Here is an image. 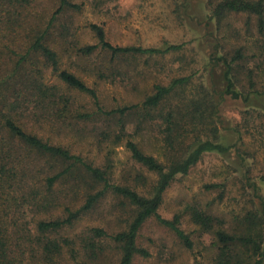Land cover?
Segmentation results:
<instances>
[{"label":"rangeland","instance_id":"1","mask_svg":"<svg viewBox=\"0 0 264 264\" xmlns=\"http://www.w3.org/2000/svg\"><path fill=\"white\" fill-rule=\"evenodd\" d=\"M68 1L71 5L61 7V0H0L2 68H9L18 53H25L34 38L46 32L43 42L57 54L58 69L74 73L93 88L98 104L106 111L141 103L155 85L187 79L157 107L130 110L123 116L105 115L97 112L91 96L67 88L56 70L30 50L21 75L38 71L46 85L55 86L57 96L69 97L70 112L58 118L52 111L55 107L46 102L36 107L20 99L14 106L19 107L14 111L19 123L99 167L111 184L130 187L142 195L151 192L157 176L133 161L124 146L126 138L159 161L163 156H182L197 139L223 146L221 152L204 153L187 174L177 175L158 208L166 219L179 217V227L191 246L186 247L171 229L151 217L136 238L137 246L148 256L137 254L132 261L217 264L214 230L254 233L261 229L260 221L264 222L260 212L264 201V27L259 29L254 14L225 11L218 15L215 7L222 0ZM91 24L101 27L114 46L165 48L177 44L180 48L152 55L115 56L97 48L90 56H81L80 47L97 43ZM0 74L6 73L1 70ZM228 84L238 97L227 93ZM172 110L176 123L168 127ZM41 164L44 175L66 166L62 161ZM36 187V200L25 197L22 190L11 192L6 222H13L9 226L11 249L20 264H118L119 246L110 239L94 257L83 243L74 240L91 227L108 234L126 229L135 214L126 199L103 191V183L79 166L59 179L46 199L41 182ZM101 191L73 226L43 236L60 245L59 251H44L37 240L41 236L36 223L64 218L66 207L80 209L88 194ZM194 211L217 219L210 232H202L193 221ZM246 218L257 224H249ZM233 252L241 254L240 247Z\"/></svg>","mask_w":264,"mask_h":264},{"label":"trees","instance_id":"2","mask_svg":"<svg viewBox=\"0 0 264 264\" xmlns=\"http://www.w3.org/2000/svg\"><path fill=\"white\" fill-rule=\"evenodd\" d=\"M63 5L71 4L68 0H61L60 6ZM215 10L218 15L225 11L254 14L257 16L259 29L261 30L264 27V0H222L216 5ZM90 27L95 32L97 43L80 47L78 52L81 56H90L97 48L109 51L113 56L119 54L152 55L180 48V45L177 44H169L165 48L114 46L106 40L101 27L95 24H91ZM45 33H39L25 53H18V59L11 62L9 68H2L0 64V71L3 70L6 73L0 74V264H20L21 261L16 259L11 249L9 226H12L13 222L11 225L6 222L8 211L11 208V192H16V189L22 190L25 197L36 200L39 195L36 185L41 182L43 187L42 197L46 199L57 181L65 175H69L75 166H79L84 172H87L93 180L102 182L103 191H110L126 199L130 206L134 208L135 213L127 228L122 231L108 234L101 228L91 227L87 232L77 235L74 241H78L79 244L80 242L83 243L91 257L99 255L103 249V242L108 239L119 246L118 264H133V258L137 254L143 257L148 256L146 250L137 246L136 238L142 224L151 217L171 229L186 247H190L191 241L188 235L179 227V217L174 216L171 219H166L158 213V208L162 203L164 192L177 175L187 174L204 153L221 152L224 150L223 146L211 140L197 139L187 146L182 156L178 158L163 156L164 160L159 161L153 155L144 153L138 144L130 138H126L124 146L129 151L133 161L157 176L151 192L148 195H142L130 187L111 184L106 177V172L99 167L93 166L68 148L51 144L48 140L29 132L19 123L15 114L17 112H14L19 108H14V106L20 99H22L21 103L29 104L33 102L36 107L46 102L51 108L55 107L52 111L58 118H63L70 112L69 97L65 94L57 96L55 86L46 85L42 75H37L38 71L33 73L35 71L32 69L26 76L21 75V71L26 68L24 65L27 63L26 57L29 55L30 50L40 54L56 70L57 77L67 88L91 96L96 102L97 112L105 115L116 113L123 116L130 110L141 111L147 107H157L175 86L183 83L187 78L175 79L168 86L155 85L154 91L139 104L106 111L98 104V98L93 88L86 85L74 73L66 69H58L57 54L43 42ZM227 93L231 94L233 98L238 97V92L232 88L231 84H228ZM46 110L49 109L46 108ZM173 113L174 110H172V115L169 114L172 120L168 119V122L170 121L168 127L176 123V119H174L176 116ZM77 116L82 117V114ZM59 161L66 163L62 170L54 174H43L41 162L52 165L53 162ZM103 191L88 194L85 204L80 209L71 210L66 207L64 218L48 221L40 220L36 223V228L41 236L37 240L42 243L44 251L47 253L59 251L60 245L55 243L54 239H46L43 236L46 233L73 226L80 218L81 211L89 208L103 194ZM260 212L264 218L263 200H261ZM192 219L198 224L202 232H210L215 222H217L216 218L201 211H194ZM245 221L252 225L257 224L252 218H246ZM260 224L261 229L254 233L230 234L221 229L214 230L212 233L218 249L217 264H264V222L260 221ZM238 247L241 249V254L235 255L233 249Z\"/></svg>","mask_w":264,"mask_h":264}]
</instances>
